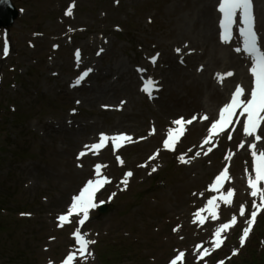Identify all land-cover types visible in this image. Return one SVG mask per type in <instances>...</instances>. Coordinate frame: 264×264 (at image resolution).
<instances>
[{"label": "rangeland", "instance_id": "374dc122", "mask_svg": "<svg viewBox=\"0 0 264 264\" xmlns=\"http://www.w3.org/2000/svg\"><path fill=\"white\" fill-rule=\"evenodd\" d=\"M253 1L264 50V0ZM11 2L18 16L0 29V264H63L70 253L74 264H171L181 252L177 264H264V209L242 242L260 203L248 185L255 175L249 145L264 151V125L256 142L239 114L237 126L204 143L233 88L243 84L247 96L253 78L249 70L244 83L241 66L226 63L231 42L202 40L206 29L196 20L210 18L219 0ZM216 26L219 36L220 18ZM227 72L233 75L221 82ZM179 117L196 119L166 149L168 125ZM101 133L132 140L81 157ZM96 165L108 182L95 202L109 211L97 206L84 225L73 215L61 226L58 217L96 178ZM224 168L230 179L216 194L211 186ZM230 189L228 204L219 197ZM214 196L218 218L205 211L202 223L196 213ZM233 216L215 248V230ZM77 228L94 241L87 259L77 252Z\"/></svg>", "mask_w": 264, "mask_h": 264}, {"label": "snow or ice", "instance_id": "6c2138e0", "mask_svg": "<svg viewBox=\"0 0 264 264\" xmlns=\"http://www.w3.org/2000/svg\"><path fill=\"white\" fill-rule=\"evenodd\" d=\"M74 7V5L72 6ZM218 11L222 14V19L220 20V26L222 28V40L225 43H228L232 38V29L233 26L237 24V17L239 16L242 20V26L239 27V33L243 37V49L237 48V51H245L249 54L252 60V67L250 68L251 75L253 77V86L250 89L249 95H245V88L237 85L235 91L231 95L230 102L223 105V107L218 112V119H216L211 125V133L215 134L217 132H224L232 123L233 117L239 114L241 116H246V119L241 122L243 132L249 136L253 137L254 141L259 142L262 140L259 132L264 125V50H262L260 45V38L258 37L255 31V17L252 11V0H219ZM67 15H72L71 7L67 10ZM177 52H180V49H176ZM79 51L77 50L76 56L79 58ZM156 56L151 57L153 63L156 62L158 58ZM88 71H91L90 69ZM88 71L76 80V84H79L84 76L88 75ZM143 71V69H141ZM232 72H227L224 74H218V79L222 82L225 76H232ZM150 84L155 86V82L150 81ZM145 91H149L148 87L145 88ZM79 103V101H77ZM75 111V110H73ZM196 119L185 120L184 117H179L173 121V124L176 126L170 128L168 132L167 139L164 140L163 145L166 149H174L179 137L185 131V125L191 124L192 121ZM203 119L207 120L208 117L204 116ZM211 135L204 141L205 144L209 143L211 140ZM231 138V137H229ZM132 138L126 133H118L112 136H109L106 133H101L99 136L98 142L85 145L86 151H81L80 156L83 157L87 154V151H93L95 154H99V151L102 148L107 147L108 142L111 141L116 149L122 147L124 142H131ZM250 148L252 149V156L254 158V171L255 175L252 174L248 176V185L252 189L251 195L257 197L259 195L260 203L255 205L256 211L251 213V219L248 221V227L243 230L242 242L249 235L251 230V225L255 222L258 211L264 209V189L260 188L259 185L261 182H264V151L257 150V144L251 143ZM239 147H244V144L241 143ZM211 149H209L210 151ZM158 155V153L156 154ZM199 155V153H197ZM155 156L150 159H154ZM119 159V158H118ZM182 162H188L184 160V157H180ZM123 163V161H120ZM101 165L95 166L96 178L88 180L83 188L80 190L79 194L76 195L69 207L67 213L62 214L58 217L61 222V226L65 222H71L70 218L75 215L78 216V224L84 225V223L89 219V213L91 209H95L98 205L95 202V197L98 190L103 186V184L108 182L107 177L101 178ZM153 171L156 169L153 168ZM132 172H127L125 174V179L123 181L125 187L128 183V178L131 177ZM229 179L228 168H224L223 171L215 178V183L211 186L213 190H219L222 188L223 183ZM234 195V189L228 190L226 193H222L219 199L223 200L225 203L231 204L232 197ZM217 197H212L208 201L206 209H200L196 216L203 223L205 217L201 216V213L208 211L211 213L212 219H217L216 213V203ZM103 203V202H101ZM245 209L241 207V215H244ZM237 219L235 216L232 217L231 221L228 223L220 224V226L215 230L213 245L215 248H219L224 240L222 233L228 230L231 226L235 225ZM76 237V243L79 245L77 252L80 257L87 259L89 254L88 246L93 244L94 241L88 240L81 233L80 229L77 228L74 232ZM209 253V249H204L201 253V257ZM184 253H179L172 261L171 264H177L178 261L182 260ZM76 259V253H70L67 258L63 261V264H74Z\"/></svg>", "mask_w": 264, "mask_h": 264}, {"label": "bare ground", "instance_id": "6f19581e", "mask_svg": "<svg viewBox=\"0 0 264 264\" xmlns=\"http://www.w3.org/2000/svg\"><path fill=\"white\" fill-rule=\"evenodd\" d=\"M220 16H221V13H219L218 10H215V11L211 12L210 18L208 17V19H205L204 17H202V18L200 17L199 19L196 20L197 26H198V24H201L202 27L206 29L205 32L201 36L205 45L206 44H208V45L214 44V42L216 43V41H218V39H220V38L222 39V32H221V35L218 36L217 35V26H216V20ZM262 27H264V22H263ZM224 47L229 48V50L226 48V52H227L226 54H228V61L226 63L231 65V66H234V68L241 66L240 75L242 76V80L246 79V81L244 83H247L249 80V70H250L252 60H251V57L249 56V54L247 52L236 50L237 48L243 49V47L240 44V34H238V31L236 32L235 36L233 34L231 43L226 44ZM244 64H246V66H244ZM242 86H244V85L242 84ZM235 88H236V86H235ZM235 88H233V92L235 91ZM230 98H231V96L228 98L229 99L228 102H230ZM215 109H216L215 106L211 108V110H213V111ZM172 127L174 128L175 125H172V124L168 125V129H170ZM262 128H263V125H262ZM210 135L212 136L214 134L210 133ZM253 169H254V167H253ZM229 179H230V176H229ZM229 179H227V181ZM220 191H215V193L219 194Z\"/></svg>", "mask_w": 264, "mask_h": 264}, {"label": "water", "instance_id": "95a60500", "mask_svg": "<svg viewBox=\"0 0 264 264\" xmlns=\"http://www.w3.org/2000/svg\"><path fill=\"white\" fill-rule=\"evenodd\" d=\"M18 16V11L13 6L11 0H0V28L9 27L14 23ZM105 207L101 208V212H105Z\"/></svg>", "mask_w": 264, "mask_h": 264}]
</instances>
